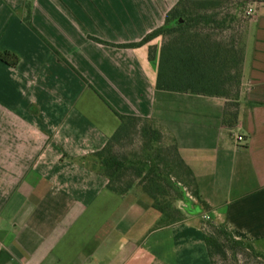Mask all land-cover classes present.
I'll use <instances>...</instances> for the list:
<instances>
[{
    "label": "crops",
    "instance_id": "crops-1",
    "mask_svg": "<svg viewBox=\"0 0 264 264\" xmlns=\"http://www.w3.org/2000/svg\"><path fill=\"white\" fill-rule=\"evenodd\" d=\"M157 2L0 0V50L19 56L0 59V264H213L206 219L264 253V5L245 27L233 122L224 97L157 88L162 36L139 44L173 7ZM117 112L177 144L210 211L189 192L185 218L159 224L140 186L121 195L82 164Z\"/></svg>",
    "mask_w": 264,
    "mask_h": 264
},
{
    "label": "trees",
    "instance_id": "trees-1",
    "mask_svg": "<svg viewBox=\"0 0 264 264\" xmlns=\"http://www.w3.org/2000/svg\"><path fill=\"white\" fill-rule=\"evenodd\" d=\"M249 0H176L166 15L164 25L149 33L139 44L162 36L159 56L158 89L220 96L227 100V113L237 121L235 107L239 105L244 61L243 36ZM27 20L30 21L29 17ZM229 31V33H227ZM98 41L105 42L97 39ZM136 43L127 44L134 46ZM150 48L149 55L154 57ZM0 59L16 65L19 56L0 50ZM122 124L103 149L81 158L82 164L104 175L108 188L125 195L135 185L150 197L161 213L159 224H174L185 218L178 201L194 202L189 192L197 196L196 210L210 211V206L190 191L194 181L190 167L181 157L174 141H168L148 118L117 112ZM138 136L141 150L134 158L117 150L132 136ZM202 228L213 264H226L232 259L240 264L242 255L264 256L252 244L237 239L224 225L210 219ZM250 264V263H248Z\"/></svg>",
    "mask_w": 264,
    "mask_h": 264
},
{
    "label": "rangeland",
    "instance_id": "rangeland-1",
    "mask_svg": "<svg viewBox=\"0 0 264 264\" xmlns=\"http://www.w3.org/2000/svg\"><path fill=\"white\" fill-rule=\"evenodd\" d=\"M158 1V6L161 8L164 6V4L166 5V9L170 8L172 6L175 5L176 0H155ZM163 5V6H162ZM264 5V0H249V2H247V4L244 5V13H246V10H249L250 8H259L260 6ZM252 15H248L246 13V17L245 21L243 22V26L245 27L247 25V23L249 22V20L251 19ZM229 33V31L227 32ZM162 44L164 42V38L162 37ZM117 150L124 152V153H129V157L130 158H134L135 153H138L141 150V141L140 138L138 136H132L131 139H127L126 141H124V143H119L116 146ZM184 213L185 210H184ZM206 219V218H204ZM208 220V219H206ZM203 220V221H206ZM203 223V222H202ZM241 262L240 264H264V256H261L259 258H255L254 256L251 255H242L240 256ZM226 264H237L235 263V261H233L232 259H229L228 261H226Z\"/></svg>",
    "mask_w": 264,
    "mask_h": 264
},
{
    "label": "built area",
    "instance_id": "built-area-1",
    "mask_svg": "<svg viewBox=\"0 0 264 264\" xmlns=\"http://www.w3.org/2000/svg\"><path fill=\"white\" fill-rule=\"evenodd\" d=\"M254 12H255V10H254L253 8H250V9L247 11V14H248V15H253ZM237 139H238V141H241V140L243 139V137H242V136H238ZM205 218H208V216L205 215Z\"/></svg>",
    "mask_w": 264,
    "mask_h": 264
}]
</instances>
